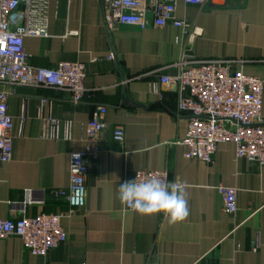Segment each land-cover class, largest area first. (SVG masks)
I'll return each instance as SVG.
<instances>
[{
  "label": "crops",
  "instance_id": "obj_1",
  "mask_svg": "<svg viewBox=\"0 0 264 264\" xmlns=\"http://www.w3.org/2000/svg\"><path fill=\"white\" fill-rule=\"evenodd\" d=\"M176 17L200 34L187 44L189 65L233 61V68L264 83V0H210L200 8L178 0ZM47 36L25 38L29 65L54 69L62 62L86 67L79 104L63 92L0 86L9 93L12 152L0 162V220L61 214L66 241L44 257L31 256L16 238L0 241V264H264V170L235 158L232 144L217 146L212 164L184 157L176 142L186 132L185 117L175 118L177 94L150 84L173 76L186 37L181 29L120 26L109 29L94 0H48ZM112 54L113 61L107 59ZM41 98L49 101L39 113ZM26 116L20 119L22 100ZM96 106L106 108L101 151L89 161L86 200L70 208L53 192L68 187L72 153L84 149L86 123ZM71 123V139L41 138L42 118ZM261 117L264 118V89ZM122 126L124 140H111ZM137 171H166L183 183L189 216L169 224L163 214L124 210L119 186ZM236 190V211H223L217 188Z\"/></svg>",
  "mask_w": 264,
  "mask_h": 264
},
{
  "label": "built area",
  "instance_id": "obj_2",
  "mask_svg": "<svg viewBox=\"0 0 264 264\" xmlns=\"http://www.w3.org/2000/svg\"><path fill=\"white\" fill-rule=\"evenodd\" d=\"M101 8L105 26L115 29L120 26L140 30L171 26L181 29L186 37L182 54L173 76L162 75L150 84V91L159 95L164 86L177 94L175 118L185 117L186 132L176 142L185 148L184 157L206 164L213 163L216 148L230 143L235 148V158L244 159L259 170H264V118L261 117L262 89L264 83L254 76L245 75L233 68V61L208 60L188 64L191 58L187 48L200 32L186 20L176 17L178 0H94ZM48 0H0V86L50 89L63 92L69 101L77 105L84 95L83 80L86 67L80 63L62 62L54 69L35 68L29 65L24 51L25 38L47 36L46 9ZM184 4L206 7L210 0H183ZM113 61V55L107 57ZM9 93L0 91V162L11 159L13 123L7 112ZM49 104L44 98L39 101V113ZM106 108L96 106L84 128V149L69 157V183L65 190L53 192L70 208L69 213L82 209L86 200V178L90 171L89 161L101 151V136L107 128ZM26 116V99L22 100L20 119ZM41 138L58 141L71 139V123L60 122L52 116L42 118ZM111 140L121 144L124 140L122 126L111 131ZM158 178L172 183L166 171H137L132 179L138 182ZM217 192L225 213L236 211V190L219 186ZM30 193V192H29ZM20 209L16 220H0V241L16 238L31 256L46 257L66 241L61 226L62 215L38 214L25 217L24 208L32 204L31 194ZM124 207V206H123ZM125 211L134 212L124 207Z\"/></svg>",
  "mask_w": 264,
  "mask_h": 264
},
{
  "label": "clouds",
  "instance_id": "obj_3",
  "mask_svg": "<svg viewBox=\"0 0 264 264\" xmlns=\"http://www.w3.org/2000/svg\"><path fill=\"white\" fill-rule=\"evenodd\" d=\"M117 198L122 206L141 215L163 214L169 224L181 222L190 214L186 191L179 180H127L119 186Z\"/></svg>",
  "mask_w": 264,
  "mask_h": 264
}]
</instances>
